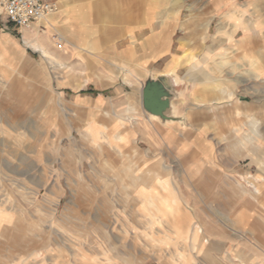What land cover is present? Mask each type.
Here are the masks:
<instances>
[{
    "label": "rangeland",
    "instance_id": "rangeland-1",
    "mask_svg": "<svg viewBox=\"0 0 264 264\" xmlns=\"http://www.w3.org/2000/svg\"><path fill=\"white\" fill-rule=\"evenodd\" d=\"M81 1L54 12L58 33L46 35L56 65L24 49L21 33L0 17V40L10 39L0 42V264H264V143L239 144L236 154L231 148L248 134L251 119L264 139V0H178L176 18L171 8L177 0ZM239 11L254 17L257 29L234 53L216 36L218 28L236 23ZM153 29L161 33L148 48L144 36ZM56 34L84 51L54 47ZM242 36L239 30L234 38ZM157 40L165 46L149 57ZM169 43L165 57L148 61L166 53ZM184 52L199 63L198 73L172 66V57ZM84 75L89 81L81 84ZM159 75H167L172 119L150 120L170 128V138L139 121L131 124L132 140L114 138L119 125L87 127L83 140L79 130L94 119L71 105L76 97L98 92L121 105L134 94L132 106H140L138 85ZM205 76L210 81L200 80ZM218 90L233 97L216 101L223 96ZM98 116L101 125L113 123ZM149 160L187 204L154 181L133 197L131 183ZM251 187L258 192L238 191ZM185 207L200 231L195 262L188 241L193 220Z\"/></svg>",
    "mask_w": 264,
    "mask_h": 264
},
{
    "label": "crops",
    "instance_id": "crops-1",
    "mask_svg": "<svg viewBox=\"0 0 264 264\" xmlns=\"http://www.w3.org/2000/svg\"><path fill=\"white\" fill-rule=\"evenodd\" d=\"M56 1V15H57V13L58 12H63V11H65L67 8H70L72 5H74V4H76L77 6L82 2L81 0H55ZM90 6V8H91V10H92V6H91V4L89 5ZM218 9H217V7H215L214 8V12L216 13V11H217ZM53 15H54V13L46 20V21H44L43 23H41V24H43V25H45V26H48V30H47V33H45V34H47V35H52V34H54L55 32L56 33H58L57 31H56V29L54 28V24H53V19H54V17H53ZM0 17H1V19H2V21L5 23V24H7L8 26L9 25H11L9 22H8V20H7V18L5 17V16H3V15H0ZM151 21H152V19H151V16L149 15L148 17H147V19H146V24L147 25H149V24H151ZM187 22H185V25H181V27H184V29H187ZM42 25V26H43ZM52 25V26H51ZM160 27L161 28H164L165 27V25L164 24H160ZM47 28V27H46ZM160 28V29H161ZM13 31L15 30V31H18V32H20L21 33V37H22V30L21 29H18V28H15L13 25H12V28H11ZM139 29V28H138ZM129 30V29H128ZM132 30V29H131ZM204 30H206V32H207V25L204 27ZM161 32L159 31V30H155V29H153V30H151L149 33H147L145 36H144V39H146L147 37H153L154 38V36H156V34H160ZM163 34H168L169 32L167 31V29H166V31L165 30H163V32H162ZM56 35H60V34H56ZM60 36H62V35H60ZM162 37L163 38H166V36L165 35H162ZM62 38H63V40H64V43H60V45H57V46H54V47H56V48H58V49H63V48H68V49H80V50H82V48H78L77 46H73V44L72 43H70V41L63 35L62 36ZM65 38V39H64ZM134 39H135V37H134ZM66 41L68 42V43H70V45L69 44H67L66 43ZM136 41V40H135ZM186 41H184V43H185ZM137 43H138V41H136V53H137V55H141L143 52H142V50H141V48H140V46H139V44L141 43H139L138 45H137ZM170 43H171V37H170ZM170 43H169V47H168V51L166 52V53H164L163 55H161V56H159L157 59H155V60H148L149 62L150 61H152V62H154V61H157V60H159V59H161V58H163V57H165L168 53H169V49H170ZM180 43H183V41H181L180 40ZM186 45V44H185ZM63 46V47H62ZM164 46H165V41H158L157 40V42H154V45H153V49L151 50V51H149L148 53H146V55H148V56H150V55H156V54H158L159 53V50L161 49V48H164ZM84 50V49H83ZM54 51V50H53ZM54 52H56V51H54ZM87 52V51H86ZM60 54L58 55L57 53H55L56 54V56L57 57H60L61 58V52H59ZM89 53V52H88ZM88 53H86V54H88ZM82 54H84V52L82 53ZM62 56H63V54H62ZM85 57V56H84ZM86 58V57H85ZM89 60V59H88ZM90 61V60H89ZM169 62H170V58H169V60H168V62L164 65V67L167 65L168 66V64H169ZM93 63V62H92ZM94 64V63H93ZM65 66H68V65H65ZM65 66H63V67H65ZM70 66V65H69ZM164 67H163V70H162V72H167L168 70H171L170 69V67H168L166 70L164 69ZM63 71H65L64 69H63ZM62 71V72H63ZM102 77H104L108 82L110 81V78L109 77H107V76H103L102 75ZM87 79V76L86 75H84V78H83V82L81 83V84H83V83H86L87 81H89V80H86ZM109 79V80H108ZM119 79V78H118ZM192 80H194L195 81V79H193L192 78ZM68 82H69V80H68ZM67 82V85H69V83ZM102 85H108V83L107 84H102ZM139 87L137 88V90H138V93H140V106H137V105H134V106H132V101H133V99H134V97H135V95L134 94H131V95H126V97H125V100H124V104H126V105H124V104H119V103H117V104H112L111 103V97L109 96H105V95H103V94H101V93H98V92H92V91H88L87 93H86V95L85 96H83V97H76L73 101H72V103H71V105L74 107V108H83L85 111H87L88 113H87V115H89V114H93V119H94V121L93 122H87V124L86 125H84L83 126V128L81 129V130H79L80 131V134H82V138H83V140L84 141H86L87 140V135L85 134V132L87 131L86 129H87V127H90V128H97V129H101V130H107V129H109V130H111L112 129V127L113 126H115V125H119L120 126V128H118V129H116V132H118L119 134H120V138L119 139H121V137L122 138H124V141H128V139H130V140H132V138L134 137V135H135V132H134V130H133V128H132V130H131V124H132V122L134 123V125H136V122L137 123H139V121L140 122H145V123H148V125H151V127L155 130V129H157L158 131L161 129V132H162V137H163V140L165 139V138H170V136H171V132H170V130H168V129H170V128H168V129H165V128H163L162 126H160L159 127V125L157 126V124L156 123H154V122H152V120H150V119H148V117H145L143 114H142V112H143V110H142V107H141V86L140 85H138ZM224 95V94H223ZM58 97V99H61L60 98V96L58 95L57 96ZM82 102L83 103H85V104H87L88 105V108H84V105L82 104ZM129 111V112H128ZM98 114H101L102 116H104L105 118H107V116L113 121V123H111V125L109 126V127H107V126H104V125H101L99 122H98V120H97V118L99 117L98 116ZM132 115H134V116H132ZM135 118V119H134ZM108 119V118H107ZM126 121V122H125ZM127 125V124H130V126L128 127V128H125V126L124 125ZM133 126V125H132ZM122 128V129H121ZM124 128V129H123ZM129 131V134H128V136H127V133H128V131ZM159 133H160V131H159ZM161 136V135H160ZM68 138H70V137H68ZM88 138L90 139L91 137L88 135ZM126 138H128V139H126ZM70 140H71V138H70ZM123 141V142H124ZM122 142V143H123ZM238 142V141H237ZM236 143V142H235ZM237 145H239V143H236ZM100 148V147H99ZM256 154H259V152L258 153H254L253 155L255 156ZM151 160H154L153 158L151 159ZM155 165H156V163H154V162H150V160H149V162H148V164H147V166H145L142 170H140V171H137L138 173L135 175V179H134V182H132L131 184H132V186L134 187L133 188V197L134 196H136L135 198L138 200L139 198H138V196H137V194H139V193H142V192H144L145 190H147L146 188L148 187V186H150V184H149V182L150 181H154L155 183H153V184H156V186H158L159 187V189H161V190H163V191H165V192H167L168 194L169 193H171V192H174V193H177L178 195L177 196H179V198H181V200H182V202H183V204H187V200L185 199V198H183L180 194H179V192H178V190L170 183V180H169V178H166V175L167 174H164L165 172L164 171H166L167 172V170H168V168H167V166L165 165V164H162L161 165V168H162V170H163V174L161 175V174H159L158 172H156V171H152L151 170V168H154L155 167ZM154 170V169H153ZM235 184L237 185V186H239V184L238 183H236L235 182ZM152 186V185H151ZM153 187V186H152ZM150 188V187H149ZM252 189H253V192H258V190H257V188L256 187H251V190L250 191H248V190H245V189H243V188H240V190H239V192L241 193V194H246V192H251L252 191ZM249 198L251 199L252 197L251 196H249ZM253 199V198H252ZM185 209H186V211H188L189 213H190V215H191V217H192V214H191V212L185 207ZM169 218H170V212H169ZM175 219V218H174ZM186 219V218H185ZM192 222L191 223H188L189 225L190 224H193V230H192V232L190 233V238H189V241H190V244H189V246H190V249H189V251L191 250L192 251V253L191 252H189L190 253V256L191 255H193L192 257H193V260H194V262H195V260H196V258H197V253H198V248H197V244H196V242L198 241V238H199V228L197 227L196 228V226H197V223L194 221V217H192ZM185 222V221H184ZM169 223H171V221H169ZM179 223H181L179 220L178 221H176V220H173V224H179ZM186 223V222H185ZM184 223V224H185ZM188 225V226H189ZM235 233H238L236 230H233Z\"/></svg>",
    "mask_w": 264,
    "mask_h": 264
},
{
    "label": "bare ground",
    "instance_id": "bare-ground-1",
    "mask_svg": "<svg viewBox=\"0 0 264 264\" xmlns=\"http://www.w3.org/2000/svg\"><path fill=\"white\" fill-rule=\"evenodd\" d=\"M184 1V0H181ZM180 2H178V0L176 2L173 3V7L171 8V13L173 14V16H177V14L180 11V8L176 7ZM190 8V7H189ZM56 11V10H55ZM54 11V12H55ZM53 12V13H54ZM53 13L47 15L46 17H44L37 25H39L38 28H35L34 31L35 33H33V31H28L27 29H23L22 33V38H23V44H24V49H30L36 52H39L41 54V60L45 61L48 64H52L53 62L55 63V65L57 64V62L55 61L54 55L52 53V50L50 49V46L48 45L47 42H51L50 41V37H48L44 31L41 29V23H43L44 21H46ZM244 12H238V18L236 23H234L231 27H229L227 30L226 28H218L217 29V36L216 38L220 40V42H227L229 47L231 49L232 52L237 53L238 52V44L242 43L243 41H246L247 39H252V32L253 30L257 29V21L256 19H254V17L251 16H245ZM176 21V19H175ZM233 21V20H232ZM231 23V22H230ZM222 24V23H221ZM52 26V25H51ZM230 26V25H229ZM33 30V29H32ZM241 31L243 36L240 40H236L234 38V35L237 31ZM254 34V33H253ZM42 35V37H41ZM40 36V39H38V37ZM206 37V30H204V32L201 34L200 39H204ZM254 37V36H253ZM4 38L9 39L8 37H2L0 42L3 41ZM57 39L61 42L64 43V40L62 38V36L57 35ZM65 39V38H64ZM6 40V39H5ZM10 40V39H9ZM152 40V37H148L145 41H144V45L146 47L149 48V44ZM134 41V40H133ZM181 41H183V43H180V45L182 46V48H184L186 45L185 43H187L188 38L187 36H184ZM184 41H186L184 43ZM67 44L70 45V43H68L66 41ZM52 46V45H51ZM74 46V45H73ZM80 46V45H79ZM75 47V46H74ZM82 48V47H81ZM82 51H84L82 49ZM20 58L22 59L24 57L23 52H21L19 54ZM157 56L156 55H150L149 57H154ZM56 57V56H55ZM250 61V60H249ZM172 66L174 67H180L181 65H186L189 66L190 70H193L194 73H198V69L200 67L199 63L196 61H193V59L191 57H188L186 55V53L184 52V54H182V56L178 59L177 57H172ZM251 63V62H250ZM253 65V64H251ZM123 65L120 67L122 68ZM125 68V67H124ZM68 70H70L71 68H66ZM122 70V69H121ZM172 71H170L171 73L175 70L172 69ZM254 71H259V67H255L253 69ZM83 72V71H82ZM130 73V72H129ZM194 73L190 74L191 78L194 77ZM123 75V74H122ZM170 75V74H167ZM128 76V75H127ZM130 76V75H129ZM135 77V76H134ZM133 77V78H134ZM127 77L124 76L123 78V82L127 83V84H131V82L126 79ZM194 79V78H193ZM174 80V79H173ZM196 80V79H195ZM201 81H210V78H208L207 76L203 77L200 79ZM219 89V85H216ZM220 94H224L223 91H220ZM233 97L232 93H229L227 96H222L221 98H215L216 101L221 100V99H231ZM129 112V111H128ZM149 119L152 120H157V118L150 116ZM126 122V121H125ZM235 131V130H234ZM114 138L117 140L120 138L119 133L114 135ZM264 143V139L262 138V136L260 135L259 131H258V123L256 122V120L251 119V123H249V132L247 135L239 137V141L238 143L240 144L241 147H255L257 145V143L262 142ZM237 147V148H236ZM257 147V146H256ZM233 153H237L238 152V145L235 143V145L231 146ZM240 148V147H239ZM250 183V182H249ZM154 185V184H153ZM239 187V186H238ZM240 190V188H238V191ZM253 191V189H252ZM146 194V193H145ZM53 195V193H52ZM155 195V194H154ZM250 195V194H249ZM141 196V195H140ZM159 196V195H158ZM145 198V197H144ZM142 199V198H141ZM252 199V198H251ZM143 200V199H142ZM160 204V203H159ZM146 207V205H144ZM165 206V205H164ZM172 213V212H171ZM157 216V215H156ZM156 219V218H155ZM161 219V218H160ZM153 221V220H152ZM160 222V221H159ZM155 223V222H154ZM152 224V223H151ZM147 225V224H146ZM174 227V226H173ZM151 228V227H150ZM188 230H189V226H188ZM187 230V231H188ZM185 231H182V233H184ZM189 237V236H188ZM162 241L164 239H161ZM189 241V240H188ZM181 254V253H179Z\"/></svg>",
    "mask_w": 264,
    "mask_h": 264
},
{
    "label": "built area",
    "instance_id": "built-area-1",
    "mask_svg": "<svg viewBox=\"0 0 264 264\" xmlns=\"http://www.w3.org/2000/svg\"><path fill=\"white\" fill-rule=\"evenodd\" d=\"M56 10L55 0H0V15L18 29H33ZM56 38V44L60 45Z\"/></svg>",
    "mask_w": 264,
    "mask_h": 264
},
{
    "label": "water",
    "instance_id": "water-1",
    "mask_svg": "<svg viewBox=\"0 0 264 264\" xmlns=\"http://www.w3.org/2000/svg\"><path fill=\"white\" fill-rule=\"evenodd\" d=\"M172 93L167 75L147 78L141 88V107L147 117H155L161 123L171 121Z\"/></svg>",
    "mask_w": 264,
    "mask_h": 264
}]
</instances>
